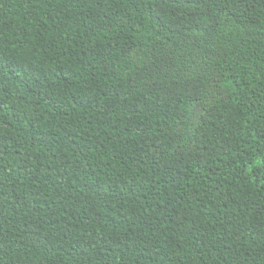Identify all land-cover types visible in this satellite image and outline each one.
<instances>
[{
    "label": "trees",
    "instance_id": "1",
    "mask_svg": "<svg viewBox=\"0 0 264 264\" xmlns=\"http://www.w3.org/2000/svg\"><path fill=\"white\" fill-rule=\"evenodd\" d=\"M0 264H264V0H0Z\"/></svg>",
    "mask_w": 264,
    "mask_h": 264
}]
</instances>
